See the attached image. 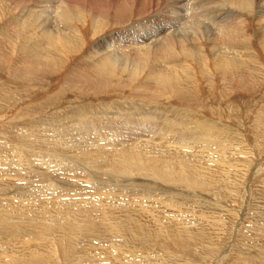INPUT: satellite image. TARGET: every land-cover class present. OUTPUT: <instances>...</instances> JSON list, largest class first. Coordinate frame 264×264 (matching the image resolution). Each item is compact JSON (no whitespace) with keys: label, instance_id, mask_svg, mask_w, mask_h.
Listing matches in <instances>:
<instances>
[{"label":"rangeland","instance_id":"374dc122","mask_svg":"<svg viewBox=\"0 0 264 264\" xmlns=\"http://www.w3.org/2000/svg\"><path fill=\"white\" fill-rule=\"evenodd\" d=\"M69 1L67 8L74 11L64 23L58 21L57 10L40 8L43 4L40 0H0V212L7 214L11 223L27 214L24 219L29 221L25 223L28 235L21 237L33 242L29 247L7 246V252L0 248V261L33 264L32 257L28 256L36 248L35 242H50L49 245L54 246L56 241L55 246L60 250L54 256L58 255V259L53 258L49 264H105L106 259H101L97 251L102 244V248L117 244L118 238L114 241L107 240V235L102 233L89 234L91 237L82 233L79 243H75L79 249L74 250L68 248L71 244L64 245V238L55 226L65 218L73 222L72 216L82 215L77 220L83 219L90 210L78 212L82 207L100 205L102 210L109 206L111 210L141 208L139 211L147 218L165 222L167 228L162 226L161 229L166 230L158 237L150 239L138 235L135 240L123 242L134 254L131 256L133 264L137 261V264H264V0H251L249 6L229 7V11L213 10L211 21L206 20L221 21L231 12L241 22L233 27L213 29L193 22L183 31L174 33L179 44L168 46L166 54L160 57V65L159 54L154 51L156 46L126 53H105L104 48L99 51L96 47L111 34L112 38L123 37L128 28L139 31L148 24L151 28L147 20L156 18L167 23L169 12L163 7L165 0ZM190 11V15L184 12L182 20L192 16L194 9ZM141 19H144L143 24L136 26ZM41 21L55 33L61 29L77 38L74 36V41L60 50L56 39L39 37L37 23ZM182 25L176 22L172 29ZM226 34L228 36L223 38ZM104 43L108 46L110 41L104 40ZM125 43L129 45V41ZM38 44L46 50L53 47L58 50L52 57L46 58L48 54L40 53L41 56L34 58L31 51ZM159 70L173 73L178 78L175 85L164 84L163 88V82L152 75ZM90 74L102 79V85L95 88ZM108 110L124 116L136 113L134 116L146 118L142 120L144 123L148 120L162 124L164 129L179 130L187 137L179 143L157 137L143 136L139 140L133 137L132 141L120 145L122 137L129 136L116 137L115 132L92 129L95 123L102 127L100 120L107 119L96 114ZM80 111L92 112V120L88 118L84 123L78 118ZM170 121L178 122V126ZM188 136L196 137L194 142L188 140ZM132 152L135 154L131 155ZM96 159L98 162L94 164ZM101 166H108L105 170L109 174L104 177L99 174L100 170L95 172L103 178L99 179V186H111L115 192L111 190L99 202L94 195L83 200L81 206H66L58 203L59 196H55L47 202L49 206H41L40 202L19 211L21 205L15 194L21 187L34 192L33 196L42 197L49 192L48 184L62 181L57 174L58 167H65L69 174H86V182L94 184L91 170ZM70 167L84 168L83 173ZM158 170L163 176H156ZM57 185L60 187L59 183ZM66 196L74 202L72 193ZM30 222L34 226L30 227ZM82 222L79 220L78 224ZM37 223L51 228L44 229ZM177 229L179 237L173 234ZM33 231L36 232L32 234ZM13 234L12 239L20 238ZM2 237L0 233L1 242ZM80 245L88 248L93 260L88 258V253H82L86 252V247ZM61 246L65 250L61 251ZM67 253L73 257H68ZM120 258L123 259L120 256L116 259L120 262ZM126 260L121 262L126 264ZM110 261L115 262L114 257Z\"/></svg>","mask_w":264,"mask_h":264},{"label":"bare ground","instance_id":"6f19581e","mask_svg":"<svg viewBox=\"0 0 264 264\" xmlns=\"http://www.w3.org/2000/svg\"><path fill=\"white\" fill-rule=\"evenodd\" d=\"M78 1V0H77ZM185 1V2H184ZM189 0H165L163 1V7H165V10L167 9L169 14L166 16L168 18V21L167 23L165 22H162V20H159V19H156V18H153V20H147L148 23H150L152 25L151 28H149V24L148 25H143L141 26V24H143V21L144 19H141L139 20V22H137L138 24L136 26H141L140 29L142 30H136V29H133V28H128V32H125V34L122 36H118V37H115V38H112V34L110 36H108L107 38H105L104 40H108L110 41V44L108 46L105 45L104 43V40H102L98 46L96 47L97 49H99L100 51V48L103 49L104 48V51L105 53H126V52H130V51H139L140 49H143V48H146L148 47L149 45L151 46H156V49L154 50L155 51V54H159L157 57H159L158 59L160 60L162 56H164L166 54V51H167V48H170L174 45H178L179 44V38H175L173 36L174 33H177V32H180V31H183L188 25H190L191 23L193 22H199L200 24L202 25H207L208 27H211V28H215V29H225V28H229V27H233L235 25H238L239 23H241L239 21V19H236L237 16H233V14L231 12L229 13H226L225 16H223V19L221 21H213V22H209V21H206V20H210V16H213L211 15L210 12H212L213 14V10H220V11H229V7H237V8H244V7H247L250 5L251 3V0H192V2H188ZM43 2V4H41L39 7L42 8V7H45L47 9L49 8H52V9H55L58 11V16H59V19L58 20L59 22H64V23H67L66 20H68V14L69 13H72L73 11H69L70 8H67L68 7V4H70V1L69 0H40V3ZM184 2V3H183ZM208 2V3H207ZM46 3V4H44ZM218 4V5H217ZM76 5V3L74 4ZM182 6V8H180ZM161 7V6H160ZM162 8V7H161ZM194 9V13L192 14V16L189 18V19H183V17L185 16L184 12H188V14L190 15L191 14V11ZM72 10V9H71ZM159 10V9H158ZM162 10V9H161ZM160 10V11H161ZM163 11V10H162ZM166 12V11H165ZM158 14H160L158 12ZM155 16V15H154ZM193 17V18H192ZM196 17V18H195ZM152 18V17H151ZM233 19H236V20H233ZM143 20V21H142ZM187 20V21H186ZM166 21V20H165ZM211 21V20H210ZM141 22V23H140ZM181 25L183 24L181 27H179L178 29H172V26L174 25V23H176ZM184 22V23H182ZM118 23V21H117ZM37 26L39 31H40V38L41 40L44 38L47 39V40H52L53 39H56L55 42H58L59 45H58V49L61 50V47L62 48H67L68 45H70V43H72L75 39V35L72 33L71 35L67 32H62V30L60 29L58 32H54L53 30L51 29H48L47 28V25H46V22L44 21H41L39 23H37ZM129 26V25H128ZM134 26V24H133ZM58 28V27H56ZM169 28V29H168ZM165 29H168L165 31V33H163V31ZM55 34L59 35V36H56ZM61 36V38H60ZM75 36V37H74ZM228 35H224L223 38H226ZM235 36V35H234ZM147 40H145L146 38H148ZM218 37V36H217ZM217 37H214V39H217ZM39 38V39H40ZM77 38V37H76ZM60 39V40H58ZM218 40V39H217ZM126 41H129V45H127L125 42ZM148 41V42H147ZM63 42V44H62ZM147 42V43H146ZM23 43V42H22ZM262 44V43H261ZM57 45V43H56ZM170 46V47H168ZM35 48L31 51V54L34 55V58H38V56H41L40 53H42V55L44 56L48 54V56H45L46 58L48 57H52L51 54H53V52L56 50H58L57 48H53L50 50H46L45 47L41 46L40 44H38L37 46H34ZM51 47V46H50ZM150 47V46H149ZM55 51V52H56ZM54 55V54H53ZM62 56V55H61ZM156 57V58H157ZM159 62V65L161 63V60L158 61ZM163 62V60H162ZM76 69V68H75ZM80 68L78 67V70ZM86 69V67H85ZM84 69V71L86 72V70ZM82 70V69H81ZM83 71V70H82ZM84 72V73H85ZM158 72V73H157ZM157 72H153L152 75L153 77L155 76V78L160 81V82H163V88H165L166 86H164V84L168 85V86H174L176 81L178 80V78L171 72H164L162 70H159ZM87 73V72H86ZM88 74V73H87ZM151 75V76H152ZM246 75V74H245ZM89 76V75H88ZM89 78V77H88ZM91 80V84L94 85L95 88H97L98 85H102V79L100 78H96L95 76L94 77H91V74H90V78ZM88 80V79H87ZM142 83V82H141ZM148 84V82H147ZM150 84V83H149ZM144 85V83H143ZM158 85V84H157ZM139 86V85H138ZM141 87V86H140ZM146 88V87H145ZM161 89V88H160ZM161 91V90H160ZM173 91V90H172ZM175 91V90H174ZM157 92V91H156ZM159 92V91H158ZM162 92V91H161ZM136 93V92H135ZM174 93V92H173ZM178 93V92H177ZM176 95V94H175ZM135 96V95H134ZM155 96V95H154ZM161 96V95H160ZM149 98V97H148ZM141 99V98H138V100ZM147 101V100H146ZM150 102V101H149ZM103 109V108H102ZM109 111V110H108ZM104 111V113H99V114H96V116H103V118H107V119H104L103 121L100 120V123H102V127L99 126V123H95L94 126L92 127L93 130H98V132L100 130H105V131H108V132H115V135L117 133V136L116 137H122V136H131L130 138L129 137H122V142L120 143V145H125L127 142H129L131 140V138H133L134 140L140 138V137H143V136H147V137H150V138H154V137H157L159 139H161L162 141L164 140L165 142H171V143H179V141H183L186 139L187 136H185L186 134L185 133H180L179 130H174V129H164V126H162V124H153L151 122H147L145 121V123L142 121L145 117H141V115L138 117V116H132V115H118V113H112V111ZM92 113V112H91ZM91 113H88V112H79V119H81L84 123L85 122H88V118L91 119ZM133 114V113H132ZM140 114V113H139ZM143 115H145V113H142ZM148 115V113H147ZM156 115V114H154ZM153 115V116H154ZM159 115V114H157ZM93 116V115H92ZM74 117V116H73ZM152 117V116H151ZM93 118V117H92ZM77 119V118H76ZM146 119V118H145ZM66 120V119H65ZM92 120V119H91ZM94 120V119H93ZM99 120V119H98ZM105 120H108V122H106ZM168 120V119H166ZM112 121H119L120 123L116 124ZM112 122V123H111ZM132 122H135L132 123ZM152 122H155L154 120H152ZM171 123H173L175 126H178V122H175V121H170ZM83 123V124H84ZM91 123V122H90ZM90 123H87V124H90ZM93 123V122H92ZM158 123V122H157ZM160 123V122H159ZM129 124V125H128ZM152 124V125H151ZM92 125V124H91ZM180 126V125H179ZM87 127V126H86ZM120 127H122L123 129H120ZM85 128V127H84ZM193 128H196V125L193 126ZM192 128V129H193ZM200 129V128H199ZM86 130V129H85ZM84 130V131H85ZM96 133V131H94ZM102 133V132H100ZM106 133V132H105ZM161 133H164V134H161ZM97 134V133H96ZM95 134V135H96ZM99 134V133H98ZM107 134V133H106ZM114 134V133H113ZM101 136L98 135V138H100ZM102 138V137H101ZM105 138V137H104ZM108 138V137H107ZM196 137H193V136H188V140H191L192 142H194V139ZM53 139V138H52ZM200 139V138H198ZM43 140V139H42ZM46 140V139H45ZM49 140V139H48ZM102 140V139H101ZM139 140V139H138ZM140 140H143V139H140ZM145 140V139H144ZM90 141V140H89ZM104 141H106L104 139ZM116 141V140H115ZM132 141V140H131ZM187 141V140H186ZM190 141V142H191ZM51 142V141H50ZM59 142V141H58ZM112 142V141H111ZM135 142V141H134ZM184 142V141H183ZM199 142V141H198ZM45 143V142H44ZM57 143V142H56ZM101 143V142H100ZM105 143V142H104ZM108 143V142H106ZM116 143V142H115ZM189 143V142H188ZM53 144V143H52ZM63 144V143H62ZM86 144V143H85ZM109 144H112L109 142ZM183 144V143H182ZM193 144V143H192ZM54 145V144H53ZM57 145V144H56ZM72 145V144H71ZM108 145V144H106ZM119 145V144H118ZM116 145V146H118ZM79 146V145H78ZM92 146H96V145H93ZM91 146V147H92ZM44 147V146H43ZM73 147V146H72ZM77 147V146H76ZM87 147V146H86ZM98 147V146H97ZM100 147V146H99ZM123 147V146H122ZM27 148V147H26ZM75 148V147H73ZM82 148V147H81ZM85 148V147H83ZM132 148V147H131ZM130 148V149H131ZM76 150L78 148H75ZM203 149V148H202ZM96 150V149H95ZM100 150V149H99ZM105 151V149H103ZM116 150V149H115ZM79 151L80 148H79ZM101 151V150H100ZM109 151H111V148L109 149ZM113 151V150H112ZM79 153H82L83 156L84 153L86 154V152H79ZM105 153V152H103ZM109 152H107L106 154H108ZM89 154H91V152H89ZM104 154V155H106ZM135 153L132 152L131 155H133ZM81 155V156H82ZM93 156V154H91ZM89 156V155H88ZM118 156V155H117ZM117 159V158H116ZM115 159V160H116ZM114 160V162H115ZM77 161V160H76ZM88 161V160H87ZM96 161L98 162V160L96 159L93 163L96 164ZM223 161V160H222ZM91 162V161H90ZM58 163V162H57ZM61 166V165H60ZM95 166V165H94ZM108 167V166H107ZM107 167H93L94 171L91 170L92 174H93V177L92 175L90 174L89 176L92 177V181L94 182V184H92L91 182L87 183V175L86 174H76V173H72L70 172L71 174L67 173L69 170H67L65 167H58L59 170H57V174H59V176H61V178H63L64 180H66L67 182H65L63 179L62 181H59L56 183H54L53 185H47L46 189L47 191L49 192H46L43 194L42 197H39L38 196H33L34 192L33 193H29L31 191H28L27 189H25L26 187H21L20 189V192L16 193L15 196L17 198H19V201H20V205L21 207L19 208L20 212L21 210H23L25 208V206H30V205H36L37 203H40L41 206H45V205H48L49 204L47 203L50 199H52L53 197L55 196H59V201L58 203H61L63 205H69V206H72V205H75L76 207H78L79 205H83L81 204V202H83V200H87L88 198H94L95 196H97L96 200L99 202L102 198L101 197H105L106 195H108L110 192H112L111 190H113V187L111 186H108V187H105L104 185L103 186H99L100 184H98L100 182L99 179H103L102 177H98V175L96 174L95 175V172H98L99 170L101 171V174L102 176H106L107 174H109V172H107V170H105ZM72 168V170H78V171H82L83 169L79 168V167H70ZM92 168V167H91ZM128 167H125V170H127ZM56 170V168H55ZM86 170V169H85ZM121 170V169H120ZM71 171V170H70ZM55 172V171H53ZM83 173V171H82ZM55 174V173H54ZM156 176L159 177V176H163V172H161L160 170L156 171ZM99 180V181H98ZM164 180H166V178H164ZM54 182V181H53ZM196 182V181H195ZM57 183L60 184V188ZM127 183V182H126ZM125 183V184H126ZM51 184V183H50ZM62 185V186H61ZM106 185V184H105ZM42 186V185H41ZM64 186V187H63ZM28 187V186H27ZM55 188V191H51L52 188ZM20 188V187H19ZM53 188V189H54ZM116 188V187H115ZM52 189V190H53ZM42 190V189H41ZM105 190V191H103ZM33 191V190H32ZM114 191V190H113ZM131 191V190H130ZM115 192V191H114ZM135 192V191H134ZM40 193V192H39ZM69 193H72L74 196H75V199H74V202L71 203V198L66 196L68 195ZM123 193V192H122ZM129 194L131 192H128ZM144 193V192H142ZM41 194V193H40ZM64 194V195H63ZM147 194V193H146ZM95 195V196H94ZM114 195V194H113ZM117 194H115L116 196ZM128 195V194H127ZM143 195V194H142ZM142 195H139L142 197ZM15 196H13L15 198ZM118 196V195H117ZM132 196V195H131ZM138 196V197H139ZM165 196V195H164ZM169 196V195H168ZM61 197H63L64 199H62ZM107 197V196H106ZM134 197V196H133ZM137 197V196H135ZM134 197V198H135ZM139 197V199L141 198ZM128 198V197H127ZM156 199V198H155ZM16 200V199H14ZM104 200V199H103ZM106 200V199H105ZM117 200V199H116ZM115 199H113V201H116ZM134 200V199H133ZM137 200V199H136ZM18 201V200H17ZM107 201V200H106ZM111 201H112V198H111ZM118 201V200H117ZM132 201V200H131ZM121 202V201H120ZM71 203V204H70ZM79 203V204H78ZM102 203V202H101ZM116 203V202H115ZM125 203V202H124ZM100 204V203H99ZM104 204V203H102ZM17 205V204H16ZM39 205V204H37ZM19 206V205H17ZM52 206V205H51ZM50 206V207H51ZM100 205H94L91 206L92 208L90 207H82V210L78 211V212H81V213H84L85 211H88L90 210L89 214L86 213V215H84L86 219H79L80 221H83L82 224H78V221L77 220L79 217H83L82 215H78L79 217H74L73 216L71 217V219H74L73 222L72 220H69V219H66L65 220H61L59 225L55 224L56 226V229L59 231H57L58 233H60L63 238H64V245L66 244H71V246H69L68 248H72L75 250L76 248V244L79 243V237H82L80 236L82 233H84V235L86 236L89 235V234H92V236H94L93 234H98V233H102V235H107L106 239H114L115 241V238H118L117 239V244H113L112 246H114V248L112 246H110L111 244H109V247L108 248H102L104 244H102V247L99 245V247H101L100 249H98V253L99 254V257H101V259H106L105 261V264H119L123 259L126 260V264H133L134 260H133V256H132V251L127 248L129 245H126L124 247L123 245V242L124 244L125 243H128L129 240H132L134 239L135 240V237L138 236V235H145L146 237L148 238H154V237H158L159 235L161 234H164V231L166 229H161L162 226H164L165 228H167L165 226V222H159L158 220H154V218H147L148 216L146 215H143L142 212L139 211V209L141 210V208L139 209H135L133 211H130L129 209H122L120 210V207H119V210H117L115 208L114 209H110V206L108 209H104L105 206H102L104 207L102 210L101 209V206L99 207ZM5 207H8V206H5ZM130 207V206H128ZM3 207L1 206V209ZM13 208V207H12ZM29 209L32 208L31 206L28 207ZM54 208V207H53ZM51 208V210L53 209ZM112 208V207H111ZM4 209V208H3ZM15 209V208H13ZM12 209V210H13ZM27 209V208H26ZM38 209V208H37ZM45 209V208H44ZM133 209V208H132ZM7 210V213H10L8 212V209ZM5 210V211H6ZM32 210V209H31ZM43 210V209H41ZM47 210L50 211L49 207L47 208ZM54 210V209H53ZM52 210V211H53ZM77 210V209H76ZM18 211V212H19ZM34 211V210H33ZM48 211V212H49ZM146 211V210H145ZM39 212V211H37ZM47 212V213H48ZM55 212V211H54ZM52 212V214L54 213ZM63 212V211H62ZM58 213V212H57ZM67 213V207H65V212H64V215ZM77 213V212H76ZM13 214V213H12ZM18 213H15L14 215H16ZM37 215V213H35ZM41 214V213H40ZM59 214V213H58ZM7 215V214H6ZM5 215L4 212H0V233L1 235L3 236L2 239L4 238V240L1 242L0 241V248H1V251L4 250L5 251V248H7V246L9 247H19V245L23 244L25 245L26 247H29L28 244L31 243V241L29 242L27 238V240L23 239V237H21L22 235L26 234V231H27V226H26V221L24 219L25 216H27V214L24 216L23 214H20L19 215H23L24 217H20V218H16L14 219V221L11 223L9 218H7V216ZM29 215V214H28ZM32 214L30 213V216ZM35 215V216H36ZM51 216V214H48ZM68 215V214H67ZM74 215V214H73ZM10 216V215H9ZM29 216V217H30ZM53 216V215H52ZM56 216V214L54 215ZM60 218H61V215L59 214ZM38 217V216H37ZM69 217V216H67ZM88 217V218H87ZM13 217H11L12 219ZM34 218V217H33ZM36 218V217H35ZM40 218V217H39ZM52 218V217H51ZM29 219V218H28ZM59 219V217L57 218ZM30 220H32V218H30ZM39 220V219H37ZM47 221V220H46ZM45 221V223H46ZM58 221V220H56ZM29 223V221H27ZM35 222V220L33 221V223ZM40 222H43L40 220ZM59 222V221H58ZM32 224V222H30ZM36 223V222H35ZM39 223V221H38ZM37 223V224H38ZM48 223V222H47ZM44 224V223H43ZM49 224V223H48ZM167 224V223H166ZM28 225V224H27ZM30 225V224H29ZM36 225V224H35ZM40 225V224H38ZM179 225V224H178ZM177 225V226H178ZM184 225V224H183ZM31 226H34V224L30 225ZM41 227L42 226V223L40 225ZM39 226V227H40ZM46 226V225H45ZM44 226V227H45ZM169 226V224H168ZM176 226V227H177ZM39 227H33L34 229L36 228H39ZM40 227V228H41ZM43 227V228H44ZM171 227V226H170ZM174 227V226H173ZM26 228V229H25ZM42 228V229H43ZM46 228V227H45ZM44 228V229H45ZM47 228H51L50 227H47ZM46 228V229H47ZM169 228V227H168ZM170 229V228H169ZM173 229V228H172ZM12 230H14L12 232ZM30 230V229H29ZM32 230V229H31ZM49 230V229H48ZM55 231V228L53 227V229ZM41 231V230H40ZM173 231V230H171ZM190 231V230H189ZM29 232V231H28ZM32 231H30L31 233ZM36 231H33L32 234H34ZM56 232V231H55ZM54 232V233H55ZM175 233H173L175 235V237H179V229L177 230H174ZM17 234L18 236L16 237H20V238H14L12 239V237H15V235L13 234ZM40 233V232H39ZM45 233V232H44ZM181 233V232H180ZM186 233V232H185ZM189 233V232H188ZM198 233V232H197ZM200 233V232H199ZM43 234V233H41ZM59 234V235H60ZM172 234V233H171ZM191 234V233H190ZM28 235V234H26ZM25 235V236H26ZM39 235V234H38ZM37 235V236H38ZM46 235V234H45ZM50 235V234H49ZM52 235V234H51ZM60 235V236H61ZM36 236V235H35ZM58 236V235H56ZM55 236V237H56ZM59 236V237H60ZM97 236V235H96ZM29 237V236H28ZM33 237V236H32ZM30 238V239H33V238ZM42 237H45V236H42ZM48 237V236H47ZM46 237V238H47ZM58 237V238H59ZM88 237H91L90 235ZM141 237V236H140ZM144 237V236H143ZM170 237V236H169ZM37 239V237H35ZM41 238V236H40ZM51 238V237H50ZM49 238V239H50ZM85 238V237H84ZM99 238V236H98ZM147 238V239H148ZM168 238V237H167ZM173 238V237H172ZM171 238V239H172ZM197 238V237H196ZM18 239V240H16ZM39 239V238H38ZM48 239V238H47ZM48 239V240H49ZM57 239V238H56ZM61 239V238H60ZM82 239V238H81ZM106 239L104 241H106ZM140 239V238H138ZM142 239V238H141ZM174 239V238H173ZM13 240V242H12ZM43 240V239H42ZM87 240V238L85 239ZM101 240V239H100ZM119 240V242H118ZM133 240V241H134ZM60 241V240H58ZM63 241V240H62ZM60 242V243H63V242ZM82 241V240H81ZM111 241V240H110ZM113 241V242H114ZM142 241V240H141ZM143 241L144 238H143ZM12 242V243H11ZM15 242H18L16 245H15ZM34 242H35V239H34ZM54 242V240H53ZM130 242V241H129ZM132 242V241H131ZM14 243V244H13ZM50 243V242H49ZM48 244H46L45 242L43 243H36L35 242V246L36 248H34L32 251H31V254L30 256H28L29 258L32 257V261L31 263L33 264H49V262L54 258H57L58 259V255L54 256L55 254H58L57 253V250H60V248L57 249V246H55V243L56 241L54 242V246H50ZM76 243V244H75ZM102 243V242H101ZM142 243V242H141ZM146 243V241H145ZM33 244V242L31 243ZM87 244V243H86ZM143 244V243H142ZM141 244V245H142ZM23 245H21L20 247H23ZM33 245V246H34ZM57 245L58 242H57ZM63 245V244H62ZM63 245V246H64ZM146 245V244H145ZM63 246H61L62 250L63 249L65 250V248H63ZM82 246V245H80ZM84 246V245H83ZM82 246V247H83ZM88 246V245H87ZM90 246V245H89ZM88 246V247H89ZM81 247V248H82ZM86 247V246H84ZM106 247V245H105ZM132 247V245H131ZM25 248V247H24ZM31 248V247H30ZM33 248V247H32ZM93 248V247H92ZM96 248V247H95ZM94 248V249H95ZM138 248V247H137ZM141 248V247H140ZM143 248V247H142ZM26 249V248H25ZM77 250L79 249L78 247L76 248ZM86 249V252H82L83 254L84 253H88L87 251V247L84 248ZM90 250H92L91 248H89ZM96 249V250H97ZM133 249V248H132ZM146 249V248H145ZM10 250V249H9ZM28 251V249H26ZM25 250V251H26ZM31 250V249H30ZM72 250V249H71ZM95 250V251H96ZM4 251L2 253H4ZM12 251V250H11ZM15 251H18V250H15ZM21 251H24V250H21ZM24 251V252H25ZM26 251V252H27ZM82 251V250H81ZM79 250V252H81ZM94 251V250H93ZM7 252V251H5ZM29 252V251H28ZM66 252H69L68 250H66ZM72 252V251H71ZM74 252V251H73ZM72 252V254H73ZM76 252V251H75ZM19 253H20V250H19ZM19 253H14V254H19ZM23 253V252H22ZM67 253V256L68 257H71L69 256ZM78 253V252H77ZM91 253V252H90ZM88 253V255L90 254ZM7 254V253H5ZM10 254V253H9ZM13 254V252H12ZM11 254V255H12ZM21 254V253H20ZM62 254V253H61ZM64 254V253H63ZM71 254V253H70ZM75 254V253H74ZM94 254V253H93ZM92 254V256H93ZM109 254H111V256H109ZM22 255V254H21ZM80 255V253H79ZM96 255V253H95ZM94 255V256H95ZM134 255V254H133ZM3 256V254H2ZM10 256V255H9ZM8 256V257H9ZM23 256V255H22ZM54 256V257H53ZM61 256V255H60ZM76 256V254H75ZM78 256V255H77ZM76 256V257H77ZM87 256V255H86ZM91 255H89L88 258L91 259L90 257ZM93 256V257H94ZM98 256V255H97ZM104 256V257H103ZM114 257V260L115 262H109V260H113V257ZM122 257L123 259H121V261L119 262L116 258L117 257ZM129 257V258H132V259H129V258H126V257ZM132 256V257H131ZM73 257V256H72ZM71 257V258H72ZM76 257L74 258V260L76 259ZM96 257V256H95ZM94 257V258H95ZM112 257V258H111ZM6 258V257H5ZM4 258V259H5ZM11 258V257H10ZM22 258V257H21ZM28 258V260H29ZM126 258V259H125ZM7 259V258H6ZM16 259V257L14 258ZM84 259V258H83ZM100 259V260H101ZM119 259V260H120ZM69 260H72V259H69ZM93 260V259H91ZM91 260H88V261H91ZM96 260V259H95ZM108 260V261H107ZM136 260V259H135ZM139 260V259H138ZM19 261V260H18ZM30 261V260H29ZM53 261V260H52ZM87 261V262H88ZM1 263L0 264H6L5 263V260L4 262L3 261H0ZM17 261H15L16 263ZM20 262V261H19ZM57 262V261H56ZM81 262H84L81 261ZM86 262V260H85ZM103 262V261H102ZM71 263V262H70ZM69 263V264H70ZM89 263H92L89 262ZM101 263V261L99 262ZM125 263V262H123ZM121 262V264H123ZM135 263V262H134ZM138 263V261L136 262V264ZM11 264V263H9ZM14 264V262H13ZM17 264V263H16ZM19 264V263H18ZM79 264V263H78ZM97 264V263H96ZM104 264V263H102Z\"/></svg>","mask_w":264,"mask_h":264}]
</instances>
